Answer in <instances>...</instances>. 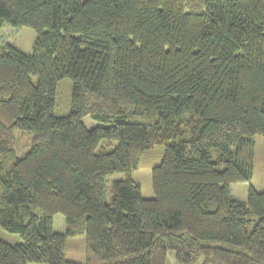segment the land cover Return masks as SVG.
Wrapping results in <instances>:
<instances>
[{"label":"trees","instance_id":"16d2710c","mask_svg":"<svg viewBox=\"0 0 264 264\" xmlns=\"http://www.w3.org/2000/svg\"><path fill=\"white\" fill-rule=\"evenodd\" d=\"M3 25L36 38L30 54L0 47V228L21 240L0 238V264H264V192L228 189L264 136V0H0ZM154 147L143 198L130 172ZM79 235L82 263L65 258Z\"/></svg>","mask_w":264,"mask_h":264},{"label":"rangeland","instance_id":"374dc122","mask_svg":"<svg viewBox=\"0 0 264 264\" xmlns=\"http://www.w3.org/2000/svg\"><path fill=\"white\" fill-rule=\"evenodd\" d=\"M36 38V32L29 27H12L3 25L0 28V47L10 44L19 51L30 54ZM72 83L68 78L61 79L56 86L54 115L65 116L70 111ZM84 126L88 129L102 126L103 124L86 116L82 119ZM30 135L25 132L16 131V143L13 148L12 157L19 158L29 149ZM112 146H106L104 142L98 145V151H109ZM160 147H154L148 153L141 156L139 165L130 172V176L140 184L141 195L143 198H153L154 193L151 183L152 165L156 164L160 158ZM123 173H115L106 177L105 181V202L111 200V184L114 180L124 178ZM252 187L258 192H264V136L254 137V157L252 175L248 181L232 183L228 186L230 197L234 200L246 203L248 190ZM67 223L61 214L53 217L52 230L64 234ZM0 238L10 244L19 243L21 240L16 234H11L0 228ZM65 258L70 261L82 263L84 261V235L66 237ZM39 264V263H29ZM165 264H179L176 262L173 251H169L166 256ZM200 264V260L195 263Z\"/></svg>","mask_w":264,"mask_h":264}]
</instances>
